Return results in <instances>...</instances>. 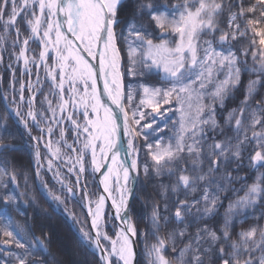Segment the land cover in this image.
<instances>
[{
	"label": "snow or ice",
	"instance_id": "1",
	"mask_svg": "<svg viewBox=\"0 0 264 264\" xmlns=\"http://www.w3.org/2000/svg\"><path fill=\"white\" fill-rule=\"evenodd\" d=\"M121 4L122 0H20L18 5L17 0H0V25L3 27V31L0 32V50L8 41L10 31H14L16 35V39L11 42L12 47L20 43L21 33L16 24L18 17L23 14L22 18L30 30V36L22 40V47L16 59H23L25 68L29 63L36 62L35 56L30 59L26 55L30 39L42 45L43 50L39 53L41 63L45 62L50 50L55 52L54 66L48 68L45 63V68L60 95L62 103L57 107L61 113L69 103L63 98L64 73L70 72L67 79L74 96L77 95V89L73 86L75 81H80L84 89L83 95L79 96V103L83 108L85 124L81 126L76 120H72L76 131L85 137L75 157V164L69 168V172L75 173V185L60 177L58 170L53 167L52 160H48L46 168L53 172V179L62 195L54 192L41 176V168L45 165L40 163V153L37 150L35 171L40 179V186L44 189L47 198L55 202L58 208H62L74 224H83L84 222L78 220L75 212L68 205L74 199L84 200L88 196L87 183L83 179L86 171L84 154L91 155L90 165L93 173L99 172L110 161L107 172L103 174L102 183L104 192L111 198L115 216L120 218L124 214L122 226L116 234L117 238L112 239L102 231L106 199L103 194L99 195L95 201L87 199L86 204L82 205L87 207L90 226L94 231L89 233L83 227H79L78 231L82 244L92 245L100 250L102 253L100 259L103 264H114L113 258H115V264H133L135 254L130 237L136 235V228L127 216L128 198L133 194L132 186L139 176L136 159L138 148L133 141L139 137L147 142L149 135L161 131L159 126L153 127L156 124V117L163 115L161 108L171 104L175 99L180 111L179 132L173 137L175 144L171 142L162 144L161 139H157L154 144L146 143L145 146L151 154L154 162L153 170L157 176L164 173L173 175L174 169L169 165L182 161V154L193 158L191 165L195 174H185L188 170L182 167L176 183L170 186L171 191L177 194L172 219L177 225L183 224L184 227H173L168 233V241L157 235L161 227V216L159 205L153 206L151 225L157 242L145 246L151 258V264H173V261L164 254L169 248L176 253V264H216V261H219V264H264V226L254 225L247 230L242 229L236 234V239L232 238L230 231L233 216L240 210L254 207L258 201L264 199V174L248 186L243 197H239L234 203H229L228 213L219 231L207 224L197 226L205 218L212 217L217 208L219 197L216 192L210 190L209 186L203 188V194L199 200L192 199L189 202L187 199L178 198L181 189L187 196H191L197 192L198 184L204 182L210 185L213 182L210 178L222 163H228L230 158L237 161L241 159L242 146L249 141H253L258 149L249 158L250 166L254 169L264 168V96L255 100L253 105L255 96L259 94V88L264 87V79H262L264 77V47L260 49L259 60L257 61V53L254 51L252 53L254 65L243 69L256 74V79H250L247 82L245 97L240 107L229 112L225 119V124L232 127L235 132V138L225 136L224 140L207 145L206 157L210 161L207 172L201 170L205 157L202 142L207 139L205 128L213 131L219 129L221 135H224V129L215 118L213 105L203 103V90L206 83L211 82L215 68H227L228 77L209 94L213 102L220 100L222 107L226 93L240 83L242 71L240 64L246 65L247 61H241L231 47H222L218 51L212 46V41H204L207 47H199V38L202 34L216 33L219 25L218 18L225 10L228 11L227 22L230 31L219 29L221 34L216 38L219 45H229L231 41L245 37L250 31L253 37L257 35L260 37L259 44L264 46V29L256 27L264 20V11H261L259 19L245 20L243 28L238 22L248 13H255L257 6L264 9V0H256L255 4L247 9L243 6V0H237L239 11L232 10L231 0H183L172 10L165 5L163 11L155 8L151 2L140 3L137 6V13L147 11L160 29L161 36L175 34L179 39L169 41L161 38L159 42H154L142 33L143 25L138 28L134 22L129 23V35L134 38L137 45L133 46L132 42L128 41L129 74L135 76L156 70L163 74V80L170 85L166 88L143 87L145 99H141L136 107H132L135 88L129 86L125 93L122 74L119 70L121 56L116 43L114 25L119 23L118 8ZM29 14L31 19L28 18ZM101 43L103 51L99 53V66L93 68L85 57L95 59ZM251 43L255 45L256 41L253 39ZM200 52L203 54L200 55ZM242 55H247V49H243ZM57 69L60 70L58 82ZM98 73L103 79V94H106L110 103L102 99V93L97 89ZM197 84L198 87H196ZM4 99L7 100V96ZM19 99L21 102L24 101L23 85H21ZM33 100L34 96L28 99L29 107L25 114L22 115L18 106L13 110L30 135L29 121L24 119V115L30 117L37 127L40 123L37 120L38 113L34 110ZM193 101H195L194 114ZM11 103H16L15 97ZM47 105L52 116L49 118L44 117L42 113L39 115L45 120L58 122L55 120L57 108H52L51 101H47ZM144 108H150V111L146 112ZM205 108L208 110L207 118H204ZM129 109H131L130 112ZM89 111L93 114L92 119L88 118ZM245 114L248 119L247 126L242 119ZM68 115L71 119L72 114ZM0 120L5 121L3 126L6 127V117H0ZM257 125L261 126L260 131L255 130ZM121 128L128 137L126 145L120 140ZM249 129L252 130L251 136L248 135ZM47 132L50 134L52 128H47ZM61 138H63V132H61ZM33 139L39 138L33 137ZM76 139L79 140V135ZM233 139L236 141L235 144ZM189 140L191 143H188ZM98 142L99 154L97 153ZM0 147H8V145L0 144ZM46 147L52 149L51 141L46 144ZM67 147L73 152L77 151L72 145ZM59 152L60 149L56 148L55 151H50V155L59 159ZM128 157L132 158L129 160ZM143 171L145 175L148 174L147 164L143 166ZM6 175H10L13 181L16 180L14 172L9 173L6 168L0 167V180ZM110 176L116 177V183L119 185V188L115 189L118 193L115 196L114 190L109 185ZM226 178L231 179L230 174H226ZM82 183L84 195L78 196ZM162 189V196L166 199L168 186H162ZM216 191H223L219 184L216 186ZM0 199L7 205L15 202L17 197L8 194ZM164 210H168L167 204L164 205ZM189 216L192 217L190 222L187 219ZM163 219L165 224L170 222L168 217ZM189 227H195V232L190 233ZM0 236L3 237L0 239V245L4 247L14 245L19 250V255L13 254L14 264H44L42 259L34 257V253L47 249L48 246L45 243L47 237L29 235L25 229L19 227L7 216L0 218ZM186 237L188 242L177 251V238L183 240ZM101 238L110 241V249L102 247Z\"/></svg>",
	"mask_w": 264,
	"mask_h": 264
},
{
	"label": "trees",
	"instance_id": "2",
	"mask_svg": "<svg viewBox=\"0 0 264 264\" xmlns=\"http://www.w3.org/2000/svg\"><path fill=\"white\" fill-rule=\"evenodd\" d=\"M145 2H151L155 8L163 11L165 5L169 10H172L175 5L182 3L183 0H122V4L118 8L119 23L115 25L114 30L116 33L117 47L120 51L122 61V72L125 81L126 93L129 86L134 87L136 83L138 84V82H141L140 85L144 87H161L162 85V80L157 78L156 74H154V76H147L146 72L137 74L135 76L129 74L130 65L127 53L128 41H131L133 46H137L134 38L129 35V23L134 22L138 28L143 25V28H141L142 33L148 38L152 39L154 42H157L160 39L157 36L160 32V29L156 26L155 21L150 18L148 12L144 11L142 13H137V6L140 3ZM255 2L256 0H243V6L245 9H247L255 4ZM231 3L232 10L239 11L237 0H231ZM261 11H264V9H262L260 6H257L255 13H248L245 18L239 19L238 22L241 24V27L243 28L245 20L247 19H259ZM218 19L219 25L216 33L214 35L202 34L199 38V44L203 47H206L207 45L204 44V41H212V46L220 49L222 47H231L239 59L241 61L246 60L247 64H240L242 69L240 83L236 87L231 88L226 93L222 107L221 101L216 100L213 102L210 95H205L203 98L205 105H213L215 108V118L224 129V135H221L219 129L213 131L206 128L207 139L202 142L205 149L204 163L201 166V170L203 172H207L210 163L206 157L207 145L212 144L215 141H222L225 139V136L235 138V132L232 130V127L225 124V119L227 118L229 112L240 107L241 102L245 97L247 82L250 79H256V74L249 73L243 69L245 67H252L254 65L252 58V53L254 51L257 53V61L259 60L260 49L261 47H264L259 44L260 37L258 35L253 37L250 31L245 37L231 41L229 45H219L216 39L221 34L219 29L230 31L227 22L228 11L225 10L223 15ZM20 20L18 19V21ZM256 27H264V20H262L260 24L256 25ZM168 38H170L172 41H175L177 36L172 34L169 35ZM253 39L256 41L255 45L251 43ZM243 49H247L246 56L242 55ZM0 57H2L0 58V117H6L7 124V126L4 127L3 125L5 121L0 120V144L8 145V147H0V167L6 168L9 173L14 172L16 176L15 181L11 179L10 175H6L2 180H0V198L8 194H12L17 197L15 202L9 203L7 205L2 199H0V218L5 216L9 217L15 221L19 227L25 229L29 235L39 236L41 238L47 237V239H45V243L48 246L47 249L43 252L34 253V257L37 259H42L44 264H74L72 253L60 250L59 248L55 247V245H57V239L55 237L57 234L56 228L59 230L62 229L64 237H67V239L73 243V246L79 253L80 264H102L98 255L90 249V245L81 243L80 236L71 226L68 219L53 207L51 202L40 188V179L36 176L35 171L37 166L35 156L36 147L32 144L23 124H21L11 112L10 106L8 104L9 99H4L7 86L15 78V75L18 76L19 73H14V75L11 74V66L13 65L9 62V56H2L0 53ZM137 72L140 73V70L137 69ZM262 79H264V77H262ZM209 87L210 88H208V90H211L212 93L214 83H211ZM261 96H264V87L259 88V94L255 96L253 105L255 100H259ZM135 99L136 95L132 103L139 105L140 103L138 102L140 101V95L138 96V100ZM126 105L128 106L127 101ZM129 111H131V109H129ZM205 111H208L207 108H205ZM242 119L244 124L247 126V114H245ZM255 130L260 131L261 126L257 125ZM251 131L252 130L249 129V136H251ZM34 133L38 134V131L34 129ZM166 133L167 132H160L158 135L148 136L147 142L142 139H138L137 141L139 182L136 195L131 206V217L137 230V242L139 247L138 264H147L146 256H149L145 246H150L151 244L157 242L156 236L153 235V227L151 225V215L154 205H159L161 216V227L157 235L168 241V233L173 227H184L183 224L177 225L176 221L172 219L177 194H174L171 191L170 186L176 183V176L180 173V169L182 167L187 168V174H195L191 165V159L193 158L187 156L186 154H182V161H178L172 165H169V167L174 169L173 175L164 173L160 176H157L153 170L154 162L152 160L151 154L145 146L146 143L154 144L157 139H161L162 144H164V142L167 141V137L165 138ZM241 139H243V134H241ZM233 143H236L235 139H233ZM255 150H258L255 143L253 141L247 142L242 146L241 159L237 161L230 158L228 163H222L219 169L214 172L213 177L210 178L213 180L210 185H206L204 182L198 184L197 192L191 196H187L183 189L180 190L178 193V198L180 200L187 199L189 202L192 199L199 200L203 194V188L205 186H209L210 190L212 192H216L219 197L215 214L210 218H205L197 226L207 224L209 227L219 231V228L223 224L224 217L228 213L229 203H234L239 197H243L247 192L248 186L256 182L257 178L261 174H264V168L253 169V167H251L249 164V158L253 155ZM145 164H147L149 168L147 175H145L143 171V166ZM44 174L52 182V184H54L50 179L49 174ZM226 174H230L231 179H227ZM165 178L167 179L165 180ZM45 179L46 178H44V180ZM48 179L46 180L49 182ZM217 184L220 185L223 191H216ZM88 186L92 189L94 188V184L90 180L88 181ZM162 186H168L166 199L162 196ZM165 204L168 205L167 211L164 210ZM201 207H203V205H201ZM193 211L195 212V209H193ZM164 217L169 218L170 222L168 224L164 223ZM187 219L190 222L192 217L189 216ZM232 220L233 223L231 225L230 231L232 233L233 239L237 238L236 234L242 229L247 230L254 225L264 226V199L258 201L257 205L254 207L240 210L237 215L232 217ZM188 231L190 233H194L195 227H189ZM0 239H3V237L0 236ZM187 242V237L183 240L177 238V251ZM13 254H20L19 250H17L14 245L8 246L7 248H3V246L0 245V264H14ZM164 254L173 261V264H176V253H173L170 248L165 251ZM257 255H259V253H257ZM148 264H151V258L150 261H148ZM216 264H219V261H216Z\"/></svg>",
	"mask_w": 264,
	"mask_h": 264
},
{
	"label": "rangeland",
	"instance_id": "3",
	"mask_svg": "<svg viewBox=\"0 0 264 264\" xmlns=\"http://www.w3.org/2000/svg\"><path fill=\"white\" fill-rule=\"evenodd\" d=\"M17 3L19 5L20 0H17ZM37 14H38V8H37ZM23 16V14H22ZM22 16L20 18H18L19 20L22 18ZM28 18L31 19V15H28ZM18 21V20H17ZM17 27H19L20 29V43L17 44L16 47H12V40L16 39V35L14 31H10V35H9V39L6 42L4 48L2 50H0V53L2 54V56H9L10 58V63L13 65L11 66V74L13 73H19V75L15 76V78L12 80V82L7 86L6 91H5V96H7L8 100V104L10 106V110L13 113L14 117L21 123V120L18 119L16 117V115L14 114V109L18 106L20 109V112L23 114H25L28 111V99L34 95H36L35 98V103H34V110L38 113L37 115V120L40 121L39 126H42L40 128L44 129L45 131H47V128L51 127L52 128V132L49 134V138L47 139V135L45 133V131H41V130H37L38 134L34 133V125H31V118L27 117L26 115H24V119H27L29 121L28 123V127L31 128V133H34L33 135L36 138H39L37 141V144L39 146V148L37 149L40 153V163L42 165H45V167L41 168V176L46 179L47 176L44 174L46 173V163L48 160H52L53 163V167L55 169L58 170L60 177L66 179L67 181L71 182L73 185H75V179L73 178V176H71L66 170L65 168H70L75 164V157L77 156V154L79 153L80 147L82 146V142L84 141L85 137L82 133H78L75 129V126L72 124V120H76L77 124L83 126L85 124V117L83 115V113L80 111V103H79V96L81 95V90L79 92H77V95L74 96V94L71 91V87L69 85L68 82V75L69 72H66L65 74V87H64V96L66 98V100L69 101V106L64 108L63 113H61L58 109V105H60L62 103L61 99H60V95L58 93V90L55 89L53 83L51 82V77L47 74L46 68H45V63L47 64L48 68H52L55 64V52L50 50L48 56L46 57V60L44 63H41L39 60V53L41 52V50H43L42 45L36 41V40H29V45H28V52L26 53V55L29 56V58L31 59L33 56L36 57V62L35 63H29L27 68L24 69L25 65L23 63V59L17 60L16 57L19 55V52L21 50L22 47V40L25 37H29L30 36V30L28 28V26L26 25L24 19L22 18L20 21L17 22L16 24ZM264 29V27H261ZM3 31V27L2 25H0V32ZM162 39H167L169 41H172L170 38H162ZM178 36L176 38L175 41H178ZM159 42V41H157ZM200 48H203V46H201L199 44ZM207 47V46H206ZM214 47V46H213ZM216 48L218 51L221 50L220 48L214 47ZM200 55H202L203 53L200 52ZM122 66V61L120 62V69ZM13 69V70H12ZM57 82L60 79V70L57 69ZM122 71V69H121ZM214 74L213 77L211 79V82H207L204 91V96L208 95L209 93H211V90H208V88H210V84L214 83V88L213 91L215 90V87L220 84L221 82H223L227 77H228V69L227 68H215L213 70ZM156 74V77L162 80V85L161 88H166L169 87V83L165 80H163L162 76L163 74L161 72H157L156 70H153L152 72L148 73L146 72V75H153ZM123 75V73H122ZM124 77V76H123ZM125 83V81H124ZM141 82H138V84L136 83L134 88H135V95H136V99L138 100V96L140 95V101L141 99H145L144 93H143V87L140 85ZM21 85H23V96H24V101H20L19 97H20V89H21ZM152 85V84H151ZM148 88H155L154 86H146ZM196 87H198V84L196 85ZM14 89V90H13ZM125 91V90H124ZM55 93V94H54ZM126 93V92H125ZM13 97H15L16 103L13 104L11 103ZM204 98V97H203ZM47 101H51L52 102V108H57V112H56V118L55 120L58 122H54L51 120H45L44 118H42L41 115H39V113H42L44 117H51L52 116V112L51 110L48 108L47 105ZM140 101L138 103H140ZM126 102V101H125ZM204 103V101H203ZM205 104V103H204ZM137 105L132 103V107H136ZM126 107H128L126 105ZM179 106L176 103L175 99H173L171 104L168 105H164L161 108V112L164 113L163 115L157 116L156 117V124L153 125L154 128H156L157 126H159L160 129H162L161 131L152 134L153 136L158 135V133H166L165 138L167 137V141L164 142V144L171 142L173 144H175V139L173 138L178 132H179V119H180V111L178 110ZM166 109H169L168 111H165ZM144 111H150V108H144ZM187 111V108L185 109ZM194 110H195V101H193V114H194ZM69 113H71V119H69ZM204 118H207V112L205 111V115ZM143 123V121L141 122ZM165 125H167V127H165ZM24 126V124H23ZM25 127V126H24ZM61 132H63V138H61ZM207 130L205 128V134H206ZM79 135V140L76 139V137ZM151 136V135H149ZM140 140L139 137L136 138V140L133 141V144L136 146V141ZM51 141L52 143V151H55L56 148L60 149V152L58 153L59 155V162H56L51 156H49L47 149H46V144ZM188 143H191V141L189 140ZM67 145H72L74 148L77 149L76 152H73L70 148L67 147ZM89 153H85L84 154V165H85V173L83 174L84 179L86 181V183L88 184V181L86 178H88L93 184H94V188H90L88 187V191L90 194V197L93 200H96L99 189L97 186V177L95 175V173H93L91 165H90V158L88 157ZM43 163H42V162ZM46 170V171H45ZM53 175V172H51ZM49 174V173H48ZM180 174V173H179ZM178 174V175H179ZM187 174V173H185ZM177 175V176H178ZM189 175V174H188ZM45 176V177H44ZM50 179L53 181V183L57 186H55L54 184H52V182L49 180V182L45 179L44 181L47 182L48 186L54 191L56 192L58 195H62L59 192V186L56 184V182L52 179L51 175L49 174ZM176 176V177H177ZM167 178H165L166 180ZM39 185H40V180H39ZM42 192L45 194L44 189L40 186ZM46 196V194H45ZM47 197V196H46ZM48 200L50 201V199L48 198ZM51 204L53 205V207L61 212L69 221V223L71 224V226L74 228V230L76 231V233L80 236V233L78 231L79 227H83L85 231H88L89 233H91L90 227L88 226V219L87 216L84 213L83 208L80 206L79 202L77 199L72 200L68 207L75 212L78 220L83 221V224H74L73 221L65 214L64 210L62 208H58L55 204V202L50 201ZM175 211V209H174ZM183 211V210H182ZM108 232L110 236H114V228H112L111 226H108ZM63 230L62 229H57L56 228V239H57V245H55L56 248H59L60 250L63 251H67L72 253L73 255V262L74 264H80L79 261V253L77 251V249H75V247L73 246V243L67 239V237H64V234L62 233ZM105 244L109 245V242L104 241ZM3 248H7L4 247ZM90 249L94 251L93 246L90 245ZM146 262L148 264V261H150V258L146 256ZM115 264V261H114Z\"/></svg>",
	"mask_w": 264,
	"mask_h": 264
},
{
	"label": "bare ground",
	"instance_id": "4",
	"mask_svg": "<svg viewBox=\"0 0 264 264\" xmlns=\"http://www.w3.org/2000/svg\"><path fill=\"white\" fill-rule=\"evenodd\" d=\"M102 51H103V49H102ZM85 58L89 60V63L90 64H92L91 61H90V58L91 57H87L86 56ZM91 59H93V58H91ZM93 60H95V59H93ZM70 64H71V61H70ZM69 74H70V72H69ZM74 84H78V86H80L81 95H83L84 89H83L82 83L80 81H75ZM97 89L99 90L98 81H97ZM81 110L83 112V108L82 107H81ZM88 118L89 119H92L93 118V114L91 113V111H89ZM97 153L99 154V142H98V147H97ZM90 157H91V155H90ZM121 158L122 159L124 158L123 157V154H122ZM109 166H110V161H109V163L105 164L104 167L101 168V170L99 172H95V174L97 175L98 187H99V192H98V195H97L96 198H98V196L101 195V194L105 195V198L106 199H105V207H104V212H103V217H102V223H103L102 231L104 233H106L108 237H110L112 239H116L117 238L116 234L119 232V230L121 228V225H117L115 221H117V219H120V218L111 215L110 210H109L110 207L112 206L111 198L108 197L107 193L104 192V186H103V183H102L103 174L107 172V169H108ZM109 185H110V188L114 190L113 191V195L114 196L117 195L118 193H117V191H115V189H118L119 188V185L116 183V177L110 176V178H109ZM79 195H80V191H78V196ZM87 199H91L92 201H95L91 197H87ZM86 202H87V200L84 202V205L86 204ZM84 208H85V212L88 214L87 207L84 206ZM88 218H89V223H90V216L89 215H88ZM108 226H111L112 228H114V234H115L114 236H110L109 235V232H108V229H107ZM104 241L109 242V245L105 244ZM101 245L104 248H109L110 249V247H111L110 241H108V240H106L104 238H101ZM95 250L97 252H100V250L97 249V248H95ZM113 259L115 261V258H113Z\"/></svg>",
	"mask_w": 264,
	"mask_h": 264
},
{
	"label": "water",
	"instance_id": "5",
	"mask_svg": "<svg viewBox=\"0 0 264 264\" xmlns=\"http://www.w3.org/2000/svg\"><path fill=\"white\" fill-rule=\"evenodd\" d=\"M164 36H167V35H164ZM102 49H103V44L101 43V44L98 46V49H97V55H96L95 60H93V59L90 58V61H91V63H92V65H93L94 68H98V66H99V53L102 51ZM120 72H121V70H120ZM121 74H122V73H121ZM97 81H98V85H99V91H101V93H102V99H103L106 103H110V101L107 100V96H106V94H103V79L101 78V76H100L99 73L97 74ZM122 83H123V77H122ZM123 85H124V83H123ZM120 140H121V143H122V144H125V145H126V142H127L128 139H127V135L125 134L123 128H121V130H120ZM50 151H51V150L48 149L49 154H50ZM52 157H53V156H52ZM53 158H54V160H56V161L58 162V160L55 159V157H53ZM128 159L130 160L131 157H128ZM65 169H66V168H65ZM67 171H68V170H67ZM69 173H70L73 177L75 176L72 172H69ZM137 181H138V179H137ZM137 181L135 182L134 186H132V187H133V194L128 198V211H127V216H128V218L130 219V222H131L130 207H131V204H132L133 198H134V196H135V191H136ZM78 201H79V203H80L81 205H83L82 202H81L80 200H78ZM83 208H84V206H83ZM110 208H111V214H112L113 216H115V209H114L112 206H111ZM123 215H124V214H122V216L120 217L121 220L117 219L118 224L121 225V226H122L121 221H122ZM91 232H93V229H91ZM130 239L132 240L133 251H134V254H135V255H134V259H133V264H138L139 249H138V244H137V235H135L134 237H130ZM98 255H99V257H100V256L102 255V253H98ZM102 263H103V261H102Z\"/></svg>",
	"mask_w": 264,
	"mask_h": 264
}]
</instances>
